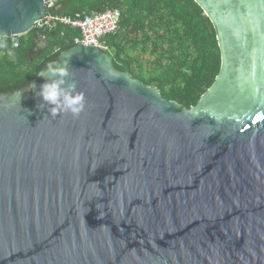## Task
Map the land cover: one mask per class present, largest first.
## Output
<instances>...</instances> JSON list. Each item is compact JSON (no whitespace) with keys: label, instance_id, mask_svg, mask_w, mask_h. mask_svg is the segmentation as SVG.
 Here are the masks:
<instances>
[{"label":"water","instance_id":"1","mask_svg":"<svg viewBox=\"0 0 264 264\" xmlns=\"http://www.w3.org/2000/svg\"><path fill=\"white\" fill-rule=\"evenodd\" d=\"M54 1L0 0V35ZM196 1L221 69L189 109L81 42L0 93V264H264V0ZM57 61L78 118L41 108Z\"/></svg>","mask_w":264,"mask_h":264},{"label":"trees","instance_id":"2","mask_svg":"<svg viewBox=\"0 0 264 264\" xmlns=\"http://www.w3.org/2000/svg\"><path fill=\"white\" fill-rule=\"evenodd\" d=\"M117 9L118 29L103 37L113 65L141 82L157 87L181 108L194 106L221 69L217 29L196 0H56L47 14L76 15ZM44 49L34 54L36 39ZM81 32L71 25L33 28L19 36L0 35V93L25 87L62 50L71 48Z\"/></svg>","mask_w":264,"mask_h":264},{"label":"clouds","instance_id":"3","mask_svg":"<svg viewBox=\"0 0 264 264\" xmlns=\"http://www.w3.org/2000/svg\"><path fill=\"white\" fill-rule=\"evenodd\" d=\"M40 75L46 76V81L40 85L37 95L43 101L41 108H46L49 115L55 118L61 114H70L78 118L84 112L86 97L77 91L75 81L69 82L70 71L65 61H57Z\"/></svg>","mask_w":264,"mask_h":264},{"label":"built area","instance_id":"4","mask_svg":"<svg viewBox=\"0 0 264 264\" xmlns=\"http://www.w3.org/2000/svg\"><path fill=\"white\" fill-rule=\"evenodd\" d=\"M54 2H48L46 5L51 7ZM121 13L117 9H109L101 13L92 15H76L70 17L60 14H47L44 18L35 23L34 28L43 29L52 27L55 24H65L76 27L81 32L80 39H76V43H83L85 45H92L107 49V46L102 41L103 37L115 32L120 25ZM19 36L11 37L12 44L17 46L19 43Z\"/></svg>","mask_w":264,"mask_h":264},{"label":"flooded vegetation","instance_id":"5","mask_svg":"<svg viewBox=\"0 0 264 264\" xmlns=\"http://www.w3.org/2000/svg\"><path fill=\"white\" fill-rule=\"evenodd\" d=\"M43 43H44L43 40H41L40 37H37L36 45H35V47L33 49V52H34L35 55L40 53L44 49Z\"/></svg>","mask_w":264,"mask_h":264}]
</instances>
